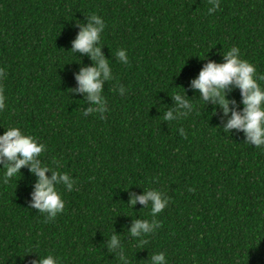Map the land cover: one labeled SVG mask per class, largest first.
Returning a JSON list of instances; mask_svg holds the SVG:
<instances>
[{
	"label": "trees",
	"instance_id": "1",
	"mask_svg": "<svg viewBox=\"0 0 264 264\" xmlns=\"http://www.w3.org/2000/svg\"><path fill=\"white\" fill-rule=\"evenodd\" d=\"M209 7L208 0H0V135L9 127L32 135L45 145L41 164H58L75 181L72 191L54 185L65 207L47 220L29 207L37 178L21 167L4 182L0 157V264L49 254L58 264H119L107 247L112 233L131 264L153 252L167 264H264V150L244 144L242 132L223 131L232 110L242 111L239 89H226L225 116L190 87L231 47L264 75V0H219L211 15ZM93 14L105 24L100 44L112 78L102 86L106 111L85 117L95 106L75 91V74L92 61L68 51L76 22ZM120 48L127 64L115 58ZM182 89L192 111L163 121L169 109L185 111L171 98ZM146 188L169 203L155 217L160 227L138 245L133 220L153 218L145 205L127 204Z\"/></svg>",
	"mask_w": 264,
	"mask_h": 264
},
{
	"label": "clouds",
	"instance_id": "2",
	"mask_svg": "<svg viewBox=\"0 0 264 264\" xmlns=\"http://www.w3.org/2000/svg\"><path fill=\"white\" fill-rule=\"evenodd\" d=\"M208 2L210 4L208 14L211 15L219 8V0H208ZM87 21L86 24L76 22L79 32L71 42V50L68 51L72 54L75 52L86 54L92 61V66L81 67L78 74H75L78 85L75 91L85 94L86 99L95 106L83 111L82 114L85 117L89 113L102 114L106 111V101L101 95L102 86L104 81L112 78L109 61L103 56L100 44L101 34L105 29L104 21L95 14L87 16ZM115 58L121 64L128 63L126 51L123 48L115 51ZM222 58V63L211 61L205 63L197 78L191 80L190 87L194 91L198 90L202 102L211 101L213 105L222 109V114L225 116L230 111V101L226 98V89L229 88V85L239 89L242 98V111L238 113L232 110L223 131L226 134L232 129L242 132L244 144L264 150V86L258 83V81H264V75L257 74L255 65L241 58L240 50L237 47L229 48L222 54ZM0 75H2V70H0ZM119 91L123 94L124 89H119ZM171 98L175 101L177 109L185 111L177 112L174 115L173 110L169 109L161 117L163 121L179 120L181 116H187L192 111L193 105L184 95L183 89L182 93H175ZM4 107L5 98L0 95V110H3ZM179 132L182 136L184 135L182 128L179 129ZM44 151V144H38L32 135L22 133L18 127H9L0 135V157L6 161L2 165L4 182H7L9 178L16 177L21 167H28L30 173L37 178L31 193L29 207L45 214L47 220H53L65 207L64 200L54 185H63L67 191H72L75 181L67 172L58 171V164L56 168H49L47 165L41 164L38 157ZM49 171H51L50 178L46 176ZM136 203L145 205L149 209V215L153 218L151 221L148 219L133 220L129 229V235L137 238L138 245H143L146 243L144 237L154 233L160 227L155 217L168 205L169 198L157 189L146 188L142 194L130 197L127 205L132 208ZM120 239L119 235L112 233L107 238L108 250L115 253L119 264H131ZM144 262L145 264H167L163 252L151 253L147 261ZM31 264H58V258L51 254L39 255L38 259L32 260Z\"/></svg>",
	"mask_w": 264,
	"mask_h": 264
}]
</instances>
